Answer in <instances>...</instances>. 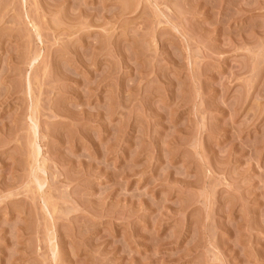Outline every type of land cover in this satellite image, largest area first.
Masks as SVG:
<instances>
[{"label":"rangeland","instance_id":"obj_1","mask_svg":"<svg viewBox=\"0 0 264 264\" xmlns=\"http://www.w3.org/2000/svg\"><path fill=\"white\" fill-rule=\"evenodd\" d=\"M0 264H264V0H0Z\"/></svg>","mask_w":264,"mask_h":264}]
</instances>
